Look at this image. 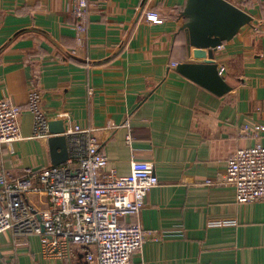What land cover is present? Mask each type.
<instances>
[{
	"label": "crops",
	"instance_id": "0c3cea01",
	"mask_svg": "<svg viewBox=\"0 0 264 264\" xmlns=\"http://www.w3.org/2000/svg\"><path fill=\"white\" fill-rule=\"evenodd\" d=\"M185 1L89 0L78 31L70 0H0V98L21 107L19 139L11 149L0 145V174L52 165V134H35L26 102L37 89L47 121L96 129L106 169L125 175L132 160L153 164L159 183L138 220L158 238L148 237L129 264H264V202L237 203L232 185L205 183L234 150L264 145V134L242 131L264 121V0H228L253 20L214 52L231 86L223 95L176 69L186 55ZM27 200L35 209L48 205L43 192ZM79 259L45 257L37 234L0 233V264Z\"/></svg>",
	"mask_w": 264,
	"mask_h": 264
},
{
	"label": "built area",
	"instance_id": "2783aa9c",
	"mask_svg": "<svg viewBox=\"0 0 264 264\" xmlns=\"http://www.w3.org/2000/svg\"><path fill=\"white\" fill-rule=\"evenodd\" d=\"M70 1L76 29L85 31L89 0ZM146 18L162 22L155 12H147ZM26 102L34 114L35 134L45 131L47 120L39 107V91L30 90ZM20 112V105L0 98V145L11 149L19 139ZM242 131L258 139L264 134V121L245 124ZM64 134L70 140L63 163L26 166L17 177L0 174V233L9 230L15 236L39 235L45 257L81 255L79 264H129L131 255L141 250L148 237L158 238L138 220L147 191L159 183L153 164L135 159L129 173L118 175L106 169L108 159L95 128L74 125ZM131 139L127 133L126 141ZM205 183L232 185L237 203L264 202V145L256 141L234 150L226 166ZM40 192L47 195L48 205L35 209L28 203V195Z\"/></svg>",
	"mask_w": 264,
	"mask_h": 264
},
{
	"label": "water",
	"instance_id": "95a60500",
	"mask_svg": "<svg viewBox=\"0 0 264 264\" xmlns=\"http://www.w3.org/2000/svg\"><path fill=\"white\" fill-rule=\"evenodd\" d=\"M180 16L186 55L176 65L177 71L216 95L225 94L231 86L219 72L214 52L253 17L228 0H186ZM47 129L52 134L48 139L51 164H61L68 158L63 121H47Z\"/></svg>",
	"mask_w": 264,
	"mask_h": 264
}]
</instances>
